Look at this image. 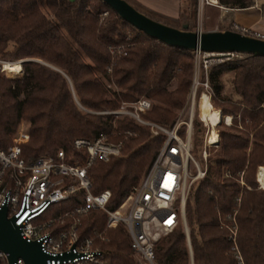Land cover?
Listing matches in <instances>:
<instances>
[{"label": "trees", "instance_id": "trees-1", "mask_svg": "<svg viewBox=\"0 0 264 264\" xmlns=\"http://www.w3.org/2000/svg\"><path fill=\"white\" fill-rule=\"evenodd\" d=\"M127 1L156 20L181 26L182 21L177 25L178 18ZM218 1L230 7L252 3ZM194 15L193 2L188 14L191 21L185 20L188 29H195ZM0 57L38 59L26 60L23 68L19 64L8 66L10 76L24 70L21 85L13 86L0 76V147L8 149L21 119L30 123L29 139L22 145L27 160L61 148L66 161L81 164L86 151L73 145L74 138L92 139L102 132L108 140L120 141L118 155L107 161L96 159L86 167L92 192L109 189L110 208L139 181L162 134H151L146 125L130 116L93 111L145 96L153 102L140 115L169 126L193 78V49L150 37L102 0H0ZM228 71L236 99L221 93L219 78ZM205 75L211 89L207 92L209 101L223 115L230 114L231 123H221L217 128L214 163L191 183L185 198L192 262L240 264L225 226L226 215L235 211V245L242 264H264V185L258 186L255 178L256 167L263 164L257 173L264 167V56L236 52L233 57L207 64ZM198 79H204L202 68ZM105 81L117 89H110ZM202 89L198 83L194 97ZM192 124V144L197 148L204 125L198 118H193ZM80 203L82 192L76 191L51 205L45 215ZM104 225V212L89 209L80 217L78 232L90 236ZM105 234L106 240L96 237L94 244L106 252L107 264H136L121 225L106 227ZM154 253L158 264H189L182 226L161 236Z\"/></svg>", "mask_w": 264, "mask_h": 264}, {"label": "built area", "instance_id": "built-area-1", "mask_svg": "<svg viewBox=\"0 0 264 264\" xmlns=\"http://www.w3.org/2000/svg\"><path fill=\"white\" fill-rule=\"evenodd\" d=\"M256 2L257 0H252L251 5H256ZM207 4L224 6L218 0H196L197 14L200 13L202 6ZM101 14H106V11H102ZM198 17L196 15V24H199ZM239 29L243 33H248L244 27ZM193 53L197 64L204 68V79L197 80L198 74L193 71L187 97L189 112L185 120L176 119L171 125L163 126L141 117L140 112L150 106V100L145 96H139L131 101L120 100L114 108L93 111L114 116L127 115L137 123L146 125L151 134H162V140L141 178L114 208L107 206L109 189L92 192L86 176V167L93 161L96 159L107 161L111 156L120 153V141L108 140L107 134L99 132L92 139L81 137L73 139L75 147H82L86 151L81 164L67 162L62 149L56 150L54 154H41L30 160L24 158L22 145L28 141L29 131L23 125L18 128L8 149L0 147V207L6 205L7 216L14 219L25 240H36L40 243L42 251L48 255L46 264H107L106 252L94 244L96 237H103L102 230L94 231L90 236L80 235L78 232L80 217L89 209L104 212L105 228L122 226L129 238V247L139 264H158L154 253L156 241L181 225L189 264H193L184 213L185 198L191 183L201 178L206 170L207 148L217 145L218 142L217 124L215 136L210 139V124L198 114V119L206 128L200 148V156L204 163L200 166L192 154V108L196 85L201 83L209 87L205 75L208 63L205 55L215 52L195 48ZM14 60H19L23 68V63L28 59L0 57V76L9 78L4 67L6 63ZM109 70L107 68V71ZM23 72L24 70H21L10 77L15 78L18 75L21 77ZM207 96L209 99L208 93ZM224 117L222 114V118ZM224 122L229 123L225 118ZM180 124L183 125L181 132ZM190 167H193V172ZM257 181L258 186L264 185L258 179ZM76 191L82 192V203L63 211L58 210L49 216L45 215L51 205L66 199ZM234 214L235 211L226 215L228 222L225 226L228 231L227 238L233 242L234 256L238 263L242 264L235 245ZM0 264H11L8 252L0 250ZM12 264L26 263L24 259L18 257Z\"/></svg>", "mask_w": 264, "mask_h": 264}, {"label": "water", "instance_id": "water-1", "mask_svg": "<svg viewBox=\"0 0 264 264\" xmlns=\"http://www.w3.org/2000/svg\"><path fill=\"white\" fill-rule=\"evenodd\" d=\"M123 20L145 34L165 44L200 51L232 54L245 52L264 56V39L233 29H188L184 22L180 27L168 25L136 9L127 0H102ZM0 250L8 252L12 264L18 257L26 264H46L48 255L36 240H25L7 207H0Z\"/></svg>", "mask_w": 264, "mask_h": 264}, {"label": "rangeland", "instance_id": "rangeland-1", "mask_svg": "<svg viewBox=\"0 0 264 264\" xmlns=\"http://www.w3.org/2000/svg\"><path fill=\"white\" fill-rule=\"evenodd\" d=\"M180 1V3H182V12L180 13V17L178 18V20H177V25H179L180 24V22L181 21H184L185 22V20H189V21H191V19H189V17H188V14H189V12H190V8H191V4L194 2V4H195V15H194V24H195V27L198 25V24H196V15H198L199 17L198 18H200V15H201V11H200V13L199 14H197V11H196V0H179ZM216 8V7H215ZM215 8H212V12H209V14H207L206 13V11H205V9H203V11H202V16H201V19H202V22H201V24H203L204 25V27H206V24H209V23H213L214 22V20H215V15H216V9ZM207 21H209V23L207 22ZM235 55V53H232V54H229V55H226V54H219V53H213V54H207V55H205V57H206V59H207V64H212V63H215V62H220V61H222V60H225L227 57H233ZM25 58H27V59H30V60H38V59H36V58H30V57H25ZM14 64H18V63H14ZM11 65H13V64H11ZM20 65V67H22V65H21V63L19 64ZM199 68H202V70H204V68L201 66V65H198L197 64V62H196V59L194 58V61H193V71H195V72H197V74H199ZM22 70V69H21ZM6 72H7V75H9V77H10V73H8V70H6ZM20 72V71H19ZM231 72H225V73H223L222 75H220V82L222 83V88H221V93H222V95L223 96H225V97H227V98H230V99H236V95L234 94V92H233V90H232V85H231ZM23 75V74H22ZM198 76V75H197ZM4 79H5V81H6V83H9V84H12L13 86H15V85H19L20 83H21V79H22V76L21 77H15V78H6V77H4ZM197 80H199L198 79V77H197ZM203 80V79H202ZM105 84L110 88V89H117L113 84H111V83H107V81H105ZM21 85V84H20ZM203 88L204 89H202V90H200L198 93H197V96L196 97H194V104H193V108H192V114H193V116H192V119L193 118H198V100L200 99V96H201V93L202 92H205L206 94H207V92L209 91H211V89L209 88V87H207V86H203ZM189 90H190V87H189V89H188V91L186 92V94H185V96H184V102H183V104H182V106L181 107H179L177 110H176V114H175V117H174V119H173V121H175L176 119H179V120H185L186 118H187V115H188V112H189V101L187 100V97H188V94H189ZM195 94V93H194ZM20 97H23V94L21 93L20 94ZM148 98V97H147ZM149 100H150V105L152 104V99H150V98H148ZM210 103H211V105L214 107V108H218V107H216V105L213 103V102H211V100H210ZM150 107V106H149ZM114 108V107H113ZM102 109H111V108H102ZM102 109H99V110H102ZM219 109V108H218ZM147 110V109H146ZM220 110V109H219ZM97 111V110H96ZM145 111V110H144ZM221 112V111H220ZM224 115H226V114H224ZM229 116H230V120L228 119V121H229V123H225L224 122V118H222L221 120H220V122L217 124V126H216V128H220V124L221 123H224V124H226L227 126L231 123V115L230 114H228ZM142 117V116H141ZM149 120V119H148ZM151 121H153V120H151ZM158 123V122H157ZM173 123V122H172ZM171 123V124H172ZM160 124V123H159ZM170 124V125H171ZM25 126V127H27L28 128V131H29V134H30V123H29V121H27L26 119H21V121H20V123H19V125L17 126V129H16V131L14 132V134L12 135V138H11V142H12V139H13V137L15 136V134L17 133V130H18V128L20 127V126ZM162 125V124H161ZM163 126H165V125H163ZM182 128H183V125L182 124H180L179 125V130H180V132H181V130H182ZM205 130H206V128H205V126H202V130H201V135H202V138H203V135H204V132H205ZM192 132H193V124H192ZM251 134L249 133L248 134V136H250ZM192 136H193V133H192ZM201 145H202V140H201V143H200V145H199V147H197V148H193V144H192V154H193V156L197 159V161H199V164H200V166H202L203 165V163H204V161L201 159V156H200V148H201ZM59 149H61V148H59ZM217 149V145H215V146H209L208 148H207V151H208V157H207V159H208V161H207V163H206V166L208 165V164H213L214 163V161H213V153H214V151ZM58 150V149H57ZM44 154H50L51 155V153H44ZM68 162V161H67ZM260 166H263V164L262 165H260ZM259 165L256 167V170H255V178H256V180L258 179L257 177H258V173H257V170H258V168L260 167ZM147 168V167H146ZM190 170H191V172H193V167H190ZM261 181V180H260ZM194 182V181H193ZM262 182V181H261ZM257 183H258V181H257ZM263 184V183H262ZM185 221H186V219H185ZM187 225V224H186ZM108 228V227H107ZM104 229V230H103ZM103 229H102V232H101V235L103 236V237H99L98 236V239L99 240H106V234H105V227H103ZM91 235H92V233H91ZM133 257H134V260H135V263L136 264H139L138 263V261H137V259H136V257H135V255L133 254Z\"/></svg>", "mask_w": 264, "mask_h": 264}, {"label": "crops", "instance_id": "crops-1", "mask_svg": "<svg viewBox=\"0 0 264 264\" xmlns=\"http://www.w3.org/2000/svg\"><path fill=\"white\" fill-rule=\"evenodd\" d=\"M144 8L150 9L156 13L171 18H179L182 12V3L179 0H133ZM129 2V1H128ZM130 3V2H129ZM132 4V3H130ZM133 5V4H132ZM224 5V4H223ZM216 7V8H215ZM212 8L216 9L215 20L213 23L201 24L202 11L199 18V24L196 26L200 30L226 29L244 27L250 35H254L264 39V0H257L256 5H247L244 7H230L207 4L205 11L207 14L212 12ZM184 23V21H182ZM181 23V24H182ZM186 23V22H185ZM195 27V28H196ZM240 32H242L240 30Z\"/></svg>", "mask_w": 264, "mask_h": 264}, {"label": "bare ground", "instance_id": "bare-ground-1", "mask_svg": "<svg viewBox=\"0 0 264 264\" xmlns=\"http://www.w3.org/2000/svg\"><path fill=\"white\" fill-rule=\"evenodd\" d=\"M14 63H18L20 64L21 62L19 60H15L13 62H8L5 64V70H8V66ZM198 113L199 116L206 120L208 122V124H210V134H209V138H214L215 136V125L218 124L222 118V114L220 113V111L216 108H214L206 93H202L198 102ZM225 121L229 122L228 119L230 120V116H225ZM258 177L259 179L262 181V183H264V167L259 169L258 172Z\"/></svg>", "mask_w": 264, "mask_h": 264}]
</instances>
